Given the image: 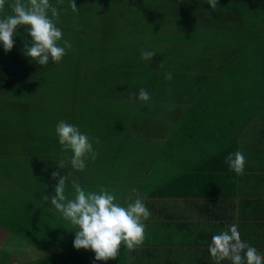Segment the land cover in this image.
<instances>
[{"label":"crops","instance_id":"crops-1","mask_svg":"<svg viewBox=\"0 0 264 264\" xmlns=\"http://www.w3.org/2000/svg\"><path fill=\"white\" fill-rule=\"evenodd\" d=\"M10 3L6 0L0 18L11 14ZM26 33L19 26L11 52L0 44V264H215L212 237L232 224L264 256V26L244 33L243 47L208 48L179 64L171 81L156 82L149 102L131 103L147 112L113 120L115 129L103 111L108 97H85L101 104L99 112L93 107L82 114L88 129L76 126L97 153L83 172L72 169V153L62 150L56 134L64 115L75 125V111L42 112L53 121L50 132L25 125L31 122L28 88L37 95L39 86L34 78L21 79L27 67L18 52L30 41ZM32 62L35 68L38 62ZM70 85H58L56 92ZM131 91L139 90L125 94ZM125 94L115 98L118 106H126ZM236 151L245 156L242 176L226 163ZM61 160L66 166L60 170ZM53 171L69 174V199L75 195L73 180L85 191L106 188L121 206L130 197L141 198L151 213L143 245L131 252L121 246L117 259L109 261L76 250L78 229L43 200L55 195Z\"/></svg>","mask_w":264,"mask_h":264},{"label":"trees","instance_id":"trees-1","mask_svg":"<svg viewBox=\"0 0 264 264\" xmlns=\"http://www.w3.org/2000/svg\"><path fill=\"white\" fill-rule=\"evenodd\" d=\"M179 1L181 0H142V2H136L135 4V0H133L131 16L128 11H124L123 13L118 11L113 15L110 23L109 21L104 23L105 27H103L105 30L108 28V32L103 35L102 47L105 50L104 53L107 59L111 56L113 59L116 57L121 63H128L124 65V67L112 65L110 66L111 68H109L107 59H104L103 63L94 58H90L89 61H95L94 66H80L77 61L87 58L92 51L94 52V47L99 51V48L95 44L92 46H87L85 44V40H83L85 35H83V33L79 38L74 37L72 39L74 45L72 44L73 46L70 51H66V55L59 64L53 63L50 59L47 66L38 64L35 68H32V60L26 57L24 54L25 50H20L18 53L22 54L23 57L25 56L24 58H26V60H23H25L27 67V71L22 78L20 77L21 79L30 81L33 80V78L36 79L40 74L49 76L50 70L59 67H63L68 72V68L61 66V64L67 62V59L71 56L70 54H72L71 57H73L75 61L72 66L73 71L79 73L74 74L71 78L66 76L64 79L63 77L55 76L50 90H41L37 92V95L35 93L31 95L32 90L28 88V96H32L28 101L29 107H31L29 110L31 112V122L25 125H27V127H46L45 130L49 131L51 126L49 123L53 121L45 119L42 112H46L44 109H48V113H68L69 111L59 110L58 108L52 111L54 109L47 106L52 103L58 105V98L64 101L69 95L68 90L71 89L74 111L77 113L78 117L75 121V126L87 127L89 121L86 118L84 119L82 114L92 112V108L89 107L91 104L92 107L96 109V104L101 103L100 99H91L90 102L87 103L85 97L107 96L115 100L116 97L122 96L134 87L138 90L144 88L149 93L156 85V82H159V86H163L166 80L165 74L171 73L174 77L175 73L173 72L176 70L175 68L178 67L179 64L191 63V60L202 50L200 47L203 48V51L208 48L216 47L215 41L211 40V38L199 40L196 37H192L199 31H211L213 27L216 28L219 25L224 26L227 23L230 24L231 21H234L235 24L237 21L234 26L239 25V28L235 30L238 34L234 35V37L233 35L228 37L230 40H223V42L226 43L225 45L219 43V48H231V46H235L236 44L243 47L244 33L250 31L257 33L264 26V0H218V5L214 11L211 9V6L207 4V0H183L180 7L177 4ZM118 2L124 3L123 0ZM171 9H176V12L170 11ZM169 13L173 15L167 20L160 19L161 16L168 15ZM182 13H184V16H182L184 20L189 21L179 26H169L173 24L174 15ZM134 18H139V20L134 21ZM119 23H123L124 27L120 26ZM175 24L178 25L177 23ZM142 26L144 27L142 28ZM233 29L234 28L231 27L229 31ZM117 34L122 35L124 39L120 41V39L117 38V40L113 41L109 36H116ZM26 35L28 36V31ZM29 39L31 38L29 37ZM118 40L122 43H118ZM142 51H154L156 55L152 60H142L140 58ZM193 51H195V53L189 55V53ZM82 73L83 77L81 78L80 75ZM113 77L115 79H112ZM124 77H126L127 80L122 81L121 79ZM65 83H71L70 88L59 87L57 92L56 90L54 91L56 86ZM80 88H84L85 91L82 93V91H79ZM47 92H51V96H53L54 99H46ZM57 94H59V96H57L58 98L56 97ZM77 94L81 95L77 96ZM39 104L43 105V107L39 106ZM127 104L129 105H119L118 107H121V109H119L120 112L118 113H113L112 111L109 114L107 112L106 115H108V118H112L108 119L112 122L111 128H116V122L118 123L124 119L130 120L136 116V114L143 115L142 112L133 109L131 103ZM64 116L63 120L60 121L69 123L67 116ZM113 120H116V122ZM60 121H57V123ZM99 122L100 117L97 123ZM67 253L68 251H65L61 254Z\"/></svg>","mask_w":264,"mask_h":264},{"label":"clouds","instance_id":"clouds-1","mask_svg":"<svg viewBox=\"0 0 264 264\" xmlns=\"http://www.w3.org/2000/svg\"><path fill=\"white\" fill-rule=\"evenodd\" d=\"M183 2V0H181ZM6 0H0V13L5 11ZM207 4L214 11L218 0H207ZM11 14L0 18V44L5 53L11 52L14 47V35L19 26H25L28 36L25 40L24 54L31 60H35L41 66H47L49 60L59 64L66 55V49L72 45L64 40L62 30L57 27L60 13L50 4V0H12L9 4ZM70 7L73 12L78 9L74 0ZM50 13V14H49ZM154 51H142V60H152ZM165 79L171 81V73L165 74ZM130 99L138 100L142 104L151 100V96L144 88L138 92H132ZM175 105H169L174 110ZM58 142L64 152H71L70 165L73 170L83 172L87 166V160H95L97 153L93 150L91 138L83 134L75 125L60 121L56 126ZM96 143H99L97 138ZM226 163L230 170L237 176L244 175L245 156L242 151L230 154ZM65 161H59L58 169L65 168ZM51 178L57 180L55 195L49 198L44 195L43 200L50 201L51 206L69 221L78 230L75 231L73 246L76 250H91L95 253L96 261L116 260L121 246L128 251H134L141 247L145 240V224L151 213L139 197L126 201V207L116 203V196L101 187L99 192L85 191L75 180L71 181L74 189V198L69 199L65 195L69 183V174L60 175L53 171ZM135 192V189L132 190ZM209 252L215 264L222 261H230L231 264H264L262 256L255 247L242 241L238 226L230 225L220 234L212 237Z\"/></svg>","mask_w":264,"mask_h":264},{"label":"rangeland","instance_id":"rangeland-1","mask_svg":"<svg viewBox=\"0 0 264 264\" xmlns=\"http://www.w3.org/2000/svg\"><path fill=\"white\" fill-rule=\"evenodd\" d=\"M118 1H121V0H74L78 11L73 12L71 7H69L71 0H50V4L54 7H56L60 13L59 22L57 24V27L60 28L62 30V33H63L62 40L59 42L61 46H63L64 40H67L71 43V45L72 44L74 45L72 39L74 37L79 38L81 36V34L83 33V35H85V38H83V40H85V44L87 46L88 45L92 46L93 44H95L99 48V51H98L97 48L94 47L95 48L94 52L92 51V53L88 56L89 58L87 57V58H83L82 60H78L77 63L80 66H85V65L94 66L95 61L89 62L90 58L97 59V61H101L103 63H104V59H107V56L104 53L105 50L102 47L103 35L108 32V28L106 30L104 28L105 27L104 23L107 21H109V23H110V20L112 19L113 15H115V13H117L118 11L122 12V13L124 11H128L129 15L131 16V11L133 9L132 8L133 0H123V2L126 5L124 3H119ZM10 2H12V0H10ZM136 2H142V0H135V4H136ZM181 3H182L181 1H179L177 3L179 5V7L181 6ZM170 11L176 12V9H171ZM172 15L173 14L169 13L168 15L161 16L160 19L161 20H167ZM132 16H133V14H132ZM182 16H184V13L174 15V19L172 21L174 25L172 24L169 26H171V27L179 26L180 24H184V23H187L189 21V20L188 21L184 20V17H182ZM133 20L138 21L139 18H134ZM140 21H141V19H140ZM120 22H122V21H120ZM154 23H156V22H154ZM175 23H177L178 25H176ZM236 23H237V21L235 22V24ZM119 24H120V26L124 27L123 23H119ZM235 24H234V21H231L230 24L227 23L224 26L219 25L216 28L213 27V29L211 31L201 30L198 33L194 34L192 37H196L199 40L205 39V38H211V40L215 41L216 47L219 48V43L220 44L223 43V45L226 44L223 42V40H230L228 37H231V35H233V37H234V35L238 34L235 30H236V28H239V25L234 26ZM143 27L144 26H142V28ZM202 27H203V25H202ZM231 27H233L234 29L229 31ZM109 36L113 39V41L117 40V38H119L120 41H122L124 39V37H122V35H120V34H117L116 36L115 35L114 36L109 35ZM120 41L118 40V43H120ZM74 47H76V46H74ZM200 49H203V48L200 47ZM70 50H66V51H70ZM200 51H203V50H200ZM102 53H104V54H102ZM194 53H195V51L189 53V55H192ZM70 55L72 56V54H70ZM71 56H69V58L67 59V62L61 64V66H65L68 68V72L63 67H59V68H53L52 70H50L49 76L46 74H40L36 78V82L39 86L36 87L35 91L39 92L41 90H45V91L50 90V88L52 86V81L54 80L53 78H55V76L63 77V79H64L66 76H69L71 78V76H73L74 74H79V73H75V71H73L72 66H73V63H75V61H74V58ZM107 60H108V64H109L108 67L109 68H111L110 66H112V65H116L118 67H124V65L128 64L126 62L121 63L120 61H118V59L116 57H115V59H113L111 56H109V59H107ZM80 76L82 78L83 73ZM112 79H115V78L113 77ZM121 80L125 81L127 79H126V77H124ZM55 90H57V89L55 88L54 91ZM70 91H71V89H70ZM79 91H82V93H83V91H85V89L80 88ZM131 93H132V91H131ZM100 94H101V92H100ZM80 95L81 94H77V96H80ZM123 97H121V99L126 101L125 105H127V103H136V101H138V100L130 99V94H125ZM49 98H50V100H52V98L54 99V97L51 96V92H47L46 99H49ZM107 99H108L109 103H105L103 101V111L105 112V114H107V112L110 114V112H112V111H113V113L120 112L119 109H121V107H118L117 103L114 100H112L111 98H107ZM50 102H52V101H50ZM39 106L43 107V105H41V104H39ZM49 106L54 109L52 111H55L58 108L59 110L74 112L73 98L71 95H70L69 101L66 98L65 103H62L60 105H57L56 103H52L51 105H48L47 107H49ZM96 106L98 107L96 109V112H99L100 111V104H96ZM76 107H77V104H76ZM89 107L93 109L92 104ZM131 107L133 108V106H131ZM44 111H48V109H44ZM142 111H143V113H146L147 107H143ZM106 118L108 119V115ZM110 123L111 122L108 121L109 127L112 126V124H110ZM87 129H88V127H87Z\"/></svg>","mask_w":264,"mask_h":264}]
</instances>
